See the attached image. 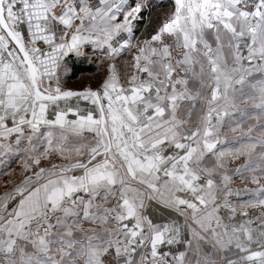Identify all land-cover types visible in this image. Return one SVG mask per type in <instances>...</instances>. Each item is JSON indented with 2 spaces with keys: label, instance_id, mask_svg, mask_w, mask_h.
I'll use <instances>...</instances> for the list:
<instances>
[{
  "label": "snow or ice",
  "instance_id": "snow-or-ice-1",
  "mask_svg": "<svg viewBox=\"0 0 264 264\" xmlns=\"http://www.w3.org/2000/svg\"><path fill=\"white\" fill-rule=\"evenodd\" d=\"M0 157V264H264V0H0Z\"/></svg>",
  "mask_w": 264,
  "mask_h": 264
},
{
  "label": "crops",
  "instance_id": "crops-1",
  "mask_svg": "<svg viewBox=\"0 0 264 264\" xmlns=\"http://www.w3.org/2000/svg\"><path fill=\"white\" fill-rule=\"evenodd\" d=\"M160 2H162V1H159V3ZM91 87L95 88L96 86H91ZM69 88H74V87H69ZM75 89H80V88H75ZM91 107H92L91 104H88V103L83 102V101L81 102V108L87 109V108H91ZM229 135H231V134L229 133ZM0 161H4V158L0 157ZM5 165H8V167L10 168V171H7L6 174L0 175V194H3L5 191L9 190L12 187V185L6 184L5 181H7L9 178H11L14 182H18V180L20 178L19 177L20 163L18 160H15L13 158L12 160H8V161H4V163H0V170H4ZM237 208H238V212H239V206L238 205H237ZM250 217H251V213L249 214V218ZM182 219L183 218H181V221H182ZM235 219L237 221H242L245 219V217L237 215L235 217ZM184 234L187 235L186 230H185ZM169 247L176 248L178 246L177 245H172V246L165 245L164 246L165 250H167Z\"/></svg>",
  "mask_w": 264,
  "mask_h": 264
},
{
  "label": "rangeland",
  "instance_id": "rangeland-1",
  "mask_svg": "<svg viewBox=\"0 0 264 264\" xmlns=\"http://www.w3.org/2000/svg\"><path fill=\"white\" fill-rule=\"evenodd\" d=\"M155 3H159V1L166 2V0H154ZM164 11V10H163ZM145 26H142V28ZM90 64L94 67V71L92 73L83 74L78 77H73L70 75V69L64 73L65 77V85L66 87H76V88H82V87H88V86H97L99 83V80L97 77L101 75L100 68L101 63L100 62H94L92 58H90L88 61ZM96 84V85H93Z\"/></svg>",
  "mask_w": 264,
  "mask_h": 264
},
{
  "label": "trees",
  "instance_id": "trees-1",
  "mask_svg": "<svg viewBox=\"0 0 264 264\" xmlns=\"http://www.w3.org/2000/svg\"><path fill=\"white\" fill-rule=\"evenodd\" d=\"M160 3H165V2H160ZM159 4V3H157ZM164 9L162 8H156L150 17V23L147 25V30L150 31L152 24L156 22L157 17L163 12ZM144 25H141V27ZM91 58V56H89L88 59H82V58H78L76 56H71L68 59V70L70 69V75H72L73 77H78L80 75L83 74H88V73H92L94 71V67L90 64V62L88 63L87 61ZM96 85V84H93ZM76 87H74L73 89H75Z\"/></svg>",
  "mask_w": 264,
  "mask_h": 264
},
{
  "label": "water",
  "instance_id": "water-1",
  "mask_svg": "<svg viewBox=\"0 0 264 264\" xmlns=\"http://www.w3.org/2000/svg\"><path fill=\"white\" fill-rule=\"evenodd\" d=\"M78 90V89H77ZM49 112L51 113V109H49Z\"/></svg>",
  "mask_w": 264,
  "mask_h": 264
}]
</instances>
